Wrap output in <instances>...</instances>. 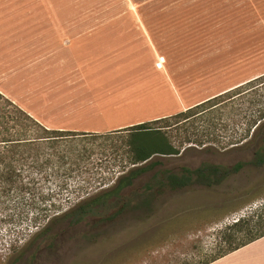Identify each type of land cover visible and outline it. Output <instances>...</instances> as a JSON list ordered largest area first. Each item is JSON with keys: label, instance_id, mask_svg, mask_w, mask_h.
Returning <instances> with one entry per match:
<instances>
[{"label": "rangeland", "instance_id": "obj_1", "mask_svg": "<svg viewBox=\"0 0 264 264\" xmlns=\"http://www.w3.org/2000/svg\"><path fill=\"white\" fill-rule=\"evenodd\" d=\"M263 75L264 0H0V92L50 129L117 132ZM247 99L210 108V122L182 121L180 137L196 120L211 132L217 126L209 149L187 143L178 155L153 159L176 173L205 161L243 163L238 172L212 186L167 189L153 214L114 217L115 207L49 233L46 222L32 221L40 190L31 191L18 207L0 209V264H193L215 253L227 224L264 204V161L255 157L264 154V127L231 143L246 127ZM118 139L86 142L71 177L40 186L61 185V200L82 195L65 210L111 188L124 173ZM152 174L125 193L142 192ZM59 228L54 242L49 235Z\"/></svg>", "mask_w": 264, "mask_h": 264}, {"label": "trees", "instance_id": "obj_2", "mask_svg": "<svg viewBox=\"0 0 264 264\" xmlns=\"http://www.w3.org/2000/svg\"><path fill=\"white\" fill-rule=\"evenodd\" d=\"M225 95H229V98L224 99ZM236 95L248 98L250 109L244 117L246 127L243 133L237 142L231 143L244 144L251 138L252 132L256 136V130L264 127V75L187 110L104 134L47 128L0 92V209L4 206L11 208L12 204L18 207L19 197L39 189L38 194H33L38 196V200L34 202L37 210L32 221L36 226L46 222L43 231L49 233L59 223L76 226L88 216L115 207L119 209L114 217L123 212L140 210L153 214L167 189L177 191L191 186L219 184L238 172L243 163L228 167L205 161L197 168H184L182 173H176L160 168L161 162L153 159L178 155L187 143L195 144L203 150L209 149L210 139L217 137V126H213L216 129L211 132L210 125H197L196 120L193 126L185 125V136L180 137L177 131L182 128L183 120L188 123L191 118H196L205 121L208 119L210 122V108L216 109ZM101 138H119V146L114 142L113 147L121 158L120 168L124 173L111 188L72 204L65 210V204L71 203L74 198H81L82 195L68 196L61 200L57 198L61 193L57 187L61 185H51L44 191L40 183L42 180L71 177L74 172L72 166L80 165L79 162L88 152V143H85ZM262 142L264 143V137ZM79 144L84 147H79ZM263 155L262 150L256 152L258 163L264 161ZM256 161L254 162L257 163ZM149 172L153 174L142 192L125 193L137 179ZM11 221H15L14 218ZM63 232L59 228L55 234L49 236L56 242ZM263 237L264 204L227 224L221 231L219 249L193 264H211ZM183 264H188L187 259Z\"/></svg>", "mask_w": 264, "mask_h": 264}, {"label": "crops", "instance_id": "obj_3", "mask_svg": "<svg viewBox=\"0 0 264 264\" xmlns=\"http://www.w3.org/2000/svg\"><path fill=\"white\" fill-rule=\"evenodd\" d=\"M264 237L211 264H260Z\"/></svg>", "mask_w": 264, "mask_h": 264}, {"label": "bare ground", "instance_id": "obj_4", "mask_svg": "<svg viewBox=\"0 0 264 264\" xmlns=\"http://www.w3.org/2000/svg\"><path fill=\"white\" fill-rule=\"evenodd\" d=\"M258 241V240H257ZM256 242V241H255ZM255 242H253V243H255ZM252 244V243H251ZM250 245V244H249Z\"/></svg>", "mask_w": 264, "mask_h": 264}]
</instances>
